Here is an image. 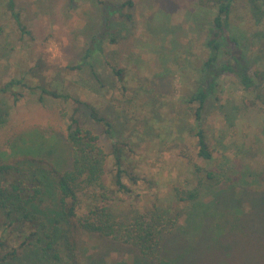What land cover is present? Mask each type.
I'll use <instances>...</instances> for the list:
<instances>
[{"label":"rangeland","instance_id":"1","mask_svg":"<svg viewBox=\"0 0 264 264\" xmlns=\"http://www.w3.org/2000/svg\"><path fill=\"white\" fill-rule=\"evenodd\" d=\"M125 1L132 2L125 9L129 21L114 11ZM14 2L30 38L22 35L0 0V86L24 76L28 82L69 93L101 110L112 124L111 137L83 109L77 118L82 127L97 134L108 153L104 184L109 188L116 170L112 144L122 147L123 182L130 192L112 195L116 216L131 222L147 212L159 217L177 211L173 232L169 234V224L162 231L163 249L180 244L188 249L176 255L174 263L161 253L152 264L166 260V264H264L263 115L234 109L243 94L236 80L224 76L205 121L214 149L212 161L197 158L189 132L195 121L183 95L207 57L210 12L197 6L196 0ZM103 11L111 19L114 42L105 44L103 54L94 49L84 63ZM231 24L235 36L250 44V36L259 29L248 0L235 1ZM105 60L124 69V88ZM17 91L22 96L15 104L10 96L0 95V111H9L0 127V165L21 162L30 168L31 160L47 168L60 169V164L62 171L71 154L65 136L74 104L47 95L39 102L38 93L23 87ZM3 178L0 175V181ZM174 188L195 192L197 198L180 202ZM74 214L66 228L67 242L58 238L49 252L45 240L38 246H21L29 230L7 226L0 216V255L20 252L15 260L0 264L146 263L134 247L81 228L88 214L85 200L79 199Z\"/></svg>","mask_w":264,"mask_h":264},{"label":"trees","instance_id":"2","mask_svg":"<svg viewBox=\"0 0 264 264\" xmlns=\"http://www.w3.org/2000/svg\"><path fill=\"white\" fill-rule=\"evenodd\" d=\"M235 1L196 0L197 6L207 9L211 14L205 43L207 57L202 61L196 73L197 78L191 84V89H188L183 96L195 121L193 129L189 132L194 138L196 156L203 161L214 159V149L208 138L205 121L211 109V102L218 100L216 94L219 90V81L224 76L236 80L243 94L241 104L235 105L234 109H242L243 112L256 110L257 113L263 115L260 134L264 139V0H248L252 20L259 29L250 36L248 45L235 36L233 31L231 16ZM99 4L104 5L105 2L99 1ZM4 5L22 35L30 38V32L15 10L14 0H4ZM131 6V1L118 3L114 11L122 20L129 21L131 17L125 9ZM193 6L195 7L194 4ZM104 11L98 30L91 37L90 45L83 55L84 63L94 49L103 54L105 44L114 42L110 38L111 19L107 11ZM105 64L110 68L116 82L124 88V69L111 65L106 60ZM94 76L97 78L95 73ZM22 87L38 93L39 102H42L43 97L47 95L57 100L70 101L74 106L66 127L65 141L71 154L65 169L60 171L62 166L58 163L56 164L60 169L54 166L47 168L31 160L28 161L32 166L30 168L22 166L21 162L16 165H0V175L4 176L0 181V216L7 226L17 224L22 230L23 228L29 230L21 246L25 244L27 247L38 246L45 240L44 248L49 252L58 238H63L67 242L66 228L70 223L69 218L75 215L76 203L79 199H83L87 202L88 212L85 219L80 222L83 230L97 234L101 238L134 247L145 260V264H152L151 261L157 260L161 253H165L166 259L174 263L176 255L182 254L188 246L180 244L173 248L166 246V249H163L164 241L161 235L162 231L167 228V224L171 226L169 234L173 232L178 218L176 210L159 214V217L156 213L151 215V212H147L135 216L136 218L131 222H121L112 208V195L130 192L129 187L123 182L124 171L121 169L122 160L119 158V153L122 156V147L115 142L112 144L116 170L112 176V187L109 188L104 184L108 153L100 144L97 134L82 127L77 118L78 111L83 109L90 120L94 124L101 125L104 134L111 137L112 124L101 110L96 105L75 98L69 93L46 89L28 82L24 76L2 84L0 95L10 96L12 103L15 104L22 96L17 90ZM4 109L0 111V127L4 126L9 116V111ZM197 171H199L198 168ZM211 176L208 173L207 178L210 180ZM11 178L12 180L8 181ZM5 181L7 184L4 183ZM173 192L180 202L194 201L197 198L195 192H186L176 188ZM183 233L180 231L182 236ZM0 246H3L2 242ZM19 254L17 250L7 252L0 255V262L15 260ZM166 261L159 264H166Z\"/></svg>","mask_w":264,"mask_h":264}]
</instances>
